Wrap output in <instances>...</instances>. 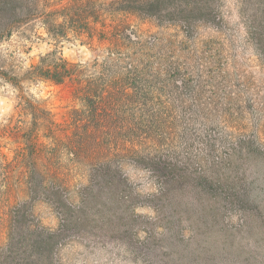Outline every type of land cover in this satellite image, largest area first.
Wrapping results in <instances>:
<instances>
[{"label":"trees","instance_id":"1","mask_svg":"<svg viewBox=\"0 0 264 264\" xmlns=\"http://www.w3.org/2000/svg\"><path fill=\"white\" fill-rule=\"evenodd\" d=\"M223 1L0 0V87H10L14 99L12 112L0 124V214L7 230L0 264H60L61 246L91 219H105L107 229L136 256L152 255L155 239L171 240L176 254L196 248L192 261L179 258L164 264H211L196 258L205 260L202 252L215 231H225L229 214L245 216L255 210L261 216L260 202L251 198L259 173L253 164L264 160L260 145L246 136L223 139V145L213 131L202 128L191 133L185 124L176 129L184 122L183 86L191 88L186 95H196L201 81L209 89L214 72L198 66L195 80L186 78L191 74L173 55L165 59L164 53H154L156 37L132 25L137 19L177 29L181 38L172 42L174 51L184 52L201 25L223 33ZM239 1L254 7L252 19L247 16L242 24L259 49L264 0ZM34 24L43 29L51 49L36 63L23 66L5 45ZM74 41L98 56L91 63L69 62L61 45ZM166 42L170 44L169 39ZM39 82L70 90L76 103L65 114L75 116L70 123H58L46 101L30 93L29 88ZM8 139L12 149L6 146ZM62 157L86 168L78 204L69 201ZM127 157L153 178L154 194L142 197L135 191L121 168ZM20 186L25 200L14 199ZM38 201L56 212L55 230L35 221L33 204ZM94 202L100 206L96 211L89 207ZM140 205L153 209L156 217L149 221L161 232L137 223L145 220L134 211ZM130 222L138 229L133 236ZM182 222L185 229L178 226Z\"/></svg>","mask_w":264,"mask_h":264},{"label":"rangeland","instance_id":"2","mask_svg":"<svg viewBox=\"0 0 264 264\" xmlns=\"http://www.w3.org/2000/svg\"><path fill=\"white\" fill-rule=\"evenodd\" d=\"M221 11L225 20L223 33H217L201 25L197 29L196 40L187 42L185 44L187 51L184 52L174 51L176 44L172 42L177 37L181 38L177 29H162L152 22L137 19H133L132 25L135 29L156 37L159 42L154 53H164L165 59L173 55V59L184 65V70L191 74L186 78L194 76L195 80L198 66H204L200 69L203 72L207 70L214 72L209 89L205 88L206 83L201 81L196 95H186L190 93L191 88L183 86L184 122L178 124L177 130L185 124L191 133L202 128L208 132L213 131L219 138L221 137L223 145L225 144L223 139L246 136L255 140L264 150V36L256 43L258 49L255 42L249 39L247 28L242 24L243 18L250 16L249 19H252L254 15L252 4L244 6L239 0H224ZM167 39L170 40V44H167ZM5 48L15 52L20 64L28 66L36 63L39 56L50 50L51 46L40 25L34 24L32 28L15 34ZM61 52L69 62L81 64L91 63L99 54L76 41L64 42L61 45ZM189 85L193 86L191 82ZM29 91L35 97L46 101L58 123H70L71 118H75L65 116L67 110L76 105L67 87L39 82L32 85ZM176 103L179 105L178 101ZM225 103L231 105L225 106ZM13 105L12 89L8 86L0 87V124L9 117ZM190 109L196 110V114L191 115L188 111ZM160 118L166 119L167 116ZM5 142L8 149L13 148L11 139ZM122 160L121 168L135 191L142 197L154 194L157 187L150 174L134 165L129 157ZM251 163H254L253 158ZM61 164L69 182V201L78 204V189L87 181L86 168L69 160L68 157H62ZM253 165L255 172L259 169V173L257 183L256 179L254 181L257 190L251 192V198L260 202L258 215L261 216L257 217L255 210L246 212L245 216L235 212L229 214L227 223L224 224L225 231H215L211 236L210 245L202 252L201 257L205 260L199 258L196 260L211 264H264V160L260 159ZM14 199H26L22 186L17 188ZM96 206L95 202L89 205L93 211L100 207ZM134 211L145 218L144 221L138 220L137 223L143 222L148 229L153 228L154 233L161 232V228H154L157 224L149 221L156 217L151 207L140 205L135 207ZM33 215L35 221L44 228L55 230L58 227V216L46 202H35ZM104 222L105 219L98 221L91 219V223L88 221L85 229L79 226L73 232V237L59 249L60 264H164L176 262L179 258L186 262L192 261L191 254L196 247L176 250L179 253L176 254L169 246L171 240L160 242L155 239L151 243L154 248L152 255L147 259L142 257L143 253L136 256L127 250L117 233L107 229ZM178 226L180 229L186 228L184 222L180 225L178 223ZM130 228V234L133 236L138 229L134 224ZM140 234L144 237V233ZM6 239L5 218L0 214V247L4 245ZM207 249L210 251L207 252ZM209 257L211 258L208 259Z\"/></svg>","mask_w":264,"mask_h":264}]
</instances>
